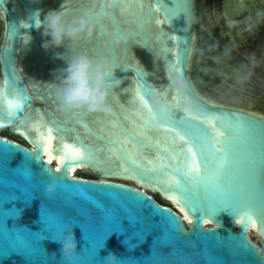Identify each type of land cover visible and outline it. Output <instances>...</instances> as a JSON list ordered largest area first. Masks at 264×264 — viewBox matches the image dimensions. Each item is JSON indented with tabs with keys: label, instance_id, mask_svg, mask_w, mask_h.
<instances>
[{
	"label": "water",
	"instance_id": "obj_1",
	"mask_svg": "<svg viewBox=\"0 0 264 264\" xmlns=\"http://www.w3.org/2000/svg\"><path fill=\"white\" fill-rule=\"evenodd\" d=\"M216 4L220 7L221 32L225 24L230 32L240 35L243 49L250 41L249 27L252 40L257 41L264 21V0H217ZM175 5L178 10L173 15ZM185 5L187 15L183 14ZM84 9L104 13L98 19L100 27L93 40L76 45L66 42L64 48L43 47L51 39L41 28L43 17L63 11L71 19ZM213 12V1L206 6L205 0H0V129L26 143L23 146L0 137V264H29L22 246L25 240L37 237L40 246L31 258L33 264H91L94 252H98V264H106L110 253L121 260L120 264H264L262 250L249 236L251 228L257 229L264 241L259 221L257 227L249 225L245 229L228 212L221 211L211 218L210 227L203 221L197 223L195 215L193 223L186 227L179 210L174 208L175 212L162 190H143L110 181L131 178L148 185L118 173L121 160L109 151L114 147L123 151L115 143L117 140L132 138L134 144H140L139 149L133 143L126 147L138 152L137 159L144 167L161 157L173 168L184 167L185 155L180 150L186 146L179 140L172 145L174 134L149 127L145 132L151 143L136 135L148 116L136 97L137 90L154 111L163 114L167 109L180 121L181 116L169 107L173 104L175 88L171 81L177 73L173 67L177 59L179 73L190 85L188 107L194 113L218 115L233 122L237 115L244 118V127L239 131L226 129L232 137L230 151L236 160L244 159L253 140H264V112L244 98L240 99L244 104H237V96L223 97V93L232 94L230 88L231 91L226 89L227 81L254 90L242 85L246 82L241 77L242 70L228 53V46L216 36ZM244 50L247 57L252 56ZM80 54L111 62V114L78 115L60 107L54 91L59 81L54 73L67 65L57 57L67 59ZM17 93L23 95L25 106L10 118L6 101L15 99ZM158 104L165 106L163 111ZM137 112H142L144 119ZM110 121L119 126L112 127ZM33 126H40L41 132L47 127L53 129L56 156L63 143H70L104 160L103 171L95 163L75 165L89 168L98 181L72 178L63 164L56 171L44 160L43 146L37 142ZM176 126L198 148L208 152L203 141L209 131L206 124L186 120ZM217 126H221L220 121ZM165 146L174 148L176 160L163 151ZM53 180L59 186L48 196L45 189ZM9 194H15L14 200L9 201ZM153 195L168 202L169 207L158 204ZM158 209L176 217L179 227H173ZM57 222L66 227L57 230L53 227ZM7 227L15 235L8 234ZM70 228L75 234L77 253L66 260L61 255L62 243L55 239ZM242 239L249 249L241 246ZM6 245L15 250L3 256Z\"/></svg>",
	"mask_w": 264,
	"mask_h": 264
},
{
	"label": "snow or ice",
	"instance_id": "obj_2",
	"mask_svg": "<svg viewBox=\"0 0 264 264\" xmlns=\"http://www.w3.org/2000/svg\"><path fill=\"white\" fill-rule=\"evenodd\" d=\"M177 10V5L172 7L173 15L176 14ZM103 14V11H101L95 15L99 19ZM183 14H188L187 5L184 6ZM179 65L180 60L177 59L176 65L173 66L176 72L181 71ZM136 97L143 109L148 113L147 119L144 120L141 130L136 135L143 137L145 142L151 143V138L147 137L145 132L149 127L162 129L166 133L174 134L170 143L175 145L176 141L179 140L186 146L180 150V153L185 155L186 162L183 168H173L171 164L166 163L161 157L156 163L149 161L148 164L150 166L144 167L137 159L138 152L126 147L127 144L133 143V139L129 138L125 141H115L119 148L123 149L122 152L115 147L109 149L114 155L119 156L121 160L118 166V173L147 183L156 190H162L167 199L180 206L181 211L184 212V219L189 224L193 223L192 215L196 216L197 223L200 221L210 223L211 218L216 217L221 211H225L233 216L235 222L240 224L242 228L246 229L249 225L257 227V221H259V226L264 229V140H253L244 159L238 161L230 151L232 137L226 133V129H233L234 131L242 129L245 123L244 118L237 115L235 122H233L218 115L196 114L188 107L191 104V100L182 97L175 90L172 96L173 104L169 105V107L181 116L180 121H176L175 117L167 109L163 114L154 111L139 90H137ZM6 102L10 118H15L25 106L24 97L20 93L16 94L15 99H7ZM136 115L144 119L142 112H137ZM186 120H195L208 126L209 131L203 136L205 146L208 148L207 153L204 152L203 148H198V145L181 128L176 126L177 123ZM217 121H220V127L217 126ZM110 123L112 127L119 126L116 121H110ZM33 127L38 135L37 142L43 146V151L46 154L49 153L55 140L53 129L47 127L46 131L41 132L40 126ZM133 147L139 149L141 145L133 143ZM157 147H160V145L157 144ZM163 151L169 153L172 160H176L177 153L174 148L165 146ZM111 159V157L107 158L109 161ZM84 162L95 163L100 170H104L105 161L101 160L90 150L74 147L70 143L62 144L60 163L67 166V171H75V165ZM168 169H171V171ZM59 170L58 168L57 171ZM141 173H151L153 176L150 177ZM110 174L117 173L110 171ZM161 175L163 178H161ZM190 191L192 192L191 196L188 194ZM14 195L9 194V201L14 200ZM137 196V199H139L138 193ZM157 211L162 217L167 218L173 227H179L177 218L170 212L163 209H158ZM53 227L59 230L62 227H66V225L57 222ZM6 230L8 234L15 235L8 227ZM39 242L40 237H37L25 240L22 246L27 253L26 258L29 260V264H33L31 258L38 252ZM241 246L249 249L248 243L243 241V239ZM14 250L11 246L6 245L3 256L9 255ZM97 255L98 252H94L90 256L91 264H98Z\"/></svg>",
	"mask_w": 264,
	"mask_h": 264
},
{
	"label": "clouds",
	"instance_id": "obj_3",
	"mask_svg": "<svg viewBox=\"0 0 264 264\" xmlns=\"http://www.w3.org/2000/svg\"><path fill=\"white\" fill-rule=\"evenodd\" d=\"M40 24L44 29V35L51 38L44 43L45 49L64 48L66 42H71L73 45L82 41L89 42L95 38L100 27V21L90 9L82 10L80 14L71 19L66 18L63 11L51 12L43 17ZM57 58L64 60L67 65L54 73L55 78L59 81L54 89L55 96L62 110L89 114H111L114 83L111 62L106 58L83 54L67 59L63 55H58ZM171 82L182 97L190 99V85L182 74L177 72ZM158 107L163 111L165 106L158 104ZM58 186V182L53 180L46 187L45 194L52 196ZM55 240H59L63 245L62 257L66 260L73 259L77 253V242L73 229L70 228L61 238ZM120 261L110 253L106 264H120Z\"/></svg>",
	"mask_w": 264,
	"mask_h": 264
},
{
	"label": "flooded vegetation",
	"instance_id": "obj_4",
	"mask_svg": "<svg viewBox=\"0 0 264 264\" xmlns=\"http://www.w3.org/2000/svg\"><path fill=\"white\" fill-rule=\"evenodd\" d=\"M211 1H213L214 3L213 19L215 20L216 36L228 46V48L231 50V51L229 50L228 53H232V55L230 56L233 57V59L236 61V65L239 68V70L240 69L242 70V71L240 70L242 75L241 77H243L246 80V82H242V85L248 86L250 87V89L252 88L254 91L248 90L243 87L242 88L236 87V88L240 91L239 93H241L246 97L243 98L249 101L248 104L250 105L252 104L255 106L256 104L251 103L250 102L251 98L247 97L244 94V92H246L248 95L260 96V98H263L264 101V78L255 69V66H258L260 64L257 62L258 64L256 63L257 65H254L252 62H249L248 58L244 53L245 52L244 49L249 50L250 51L249 54H251L252 56H259L260 58L264 59V21L260 25L257 41L252 40V37L250 36L251 29L247 27L248 28L247 31H249L247 34L250 41H248V44L245 46V48L242 49L240 47V40H239L240 35H235L234 33L230 32L229 29L226 28L225 24L222 25V27H224L223 32L220 31L221 30L220 29L221 22L219 21L220 7L217 6L216 4L217 0H205L206 6L209 5ZM223 34L225 35L224 37ZM231 37L234 39H232ZM241 54L244 55L247 60L244 57H242ZM203 90L210 93L212 92L208 88H203ZM257 108H260L264 112V106L258 105Z\"/></svg>",
	"mask_w": 264,
	"mask_h": 264
},
{
	"label": "bare ground",
	"instance_id": "obj_5",
	"mask_svg": "<svg viewBox=\"0 0 264 264\" xmlns=\"http://www.w3.org/2000/svg\"><path fill=\"white\" fill-rule=\"evenodd\" d=\"M0 46H1V44H0ZM241 56L242 57H244L245 59H246V57L244 56V55H242L241 54ZM247 60V59H246ZM226 89H228L229 91H231L232 90V94L231 95H229L228 93H223V97H227V96H229V97H235V96H237V101H235L237 104H244L245 102H243V101H240V99H242L243 97L244 98H246L244 95H242L241 93H238L237 92V86L235 85V84H233V83H230V82H228L227 81V84H226ZM1 88V87H0ZM231 90H230V89ZM244 94L245 95H248L246 92H244ZM248 97V96H247ZM0 98H1V96H0ZM226 99H228L229 101H230V99L229 98H226ZM257 106H258V104H256L255 105V107L257 108ZM1 132H4V130L3 129H0V133ZM56 142V140H54V142H53V147H52V149L50 150V152L49 153H45L44 151H43V156H44V160H46V162H48L49 163V161H51L49 164L57 171V169L59 168V169H61V166H62V164L60 163V154H58L57 156L54 154V148H55V143ZM40 144V143H39ZM29 148L31 149L32 147H30L29 146ZM61 147L59 148V150L58 151H60L61 152ZM53 157H55V158H53ZM89 168H85V169H83L82 167H75V171H71L70 172V174H71V177L72 178H76V179H81L80 177H78L77 176V173L79 172V171H83V172H86V171H90V170H88ZM60 171V170H59ZM58 171V172H59ZM124 179H126V178H124ZM84 180V179H83ZM104 180V179H103ZM106 181H109L108 179H105ZM113 180H116V179H111L110 181H113ZM123 181H125V180H123ZM126 181H129V182H132L133 184H135L137 187L139 186L140 188H142L143 190H146V188L148 187H150V188H152L153 189V187H151V186H149V185H143V184H140L139 182H137V181H135V180H132L131 178L130 179H126ZM114 182V181H113ZM155 193H156V190H155ZM172 204H173V209L174 208H177L178 210H179V214H180V216H181V218H182V220L184 221V224H185V226L186 227H188L190 224L188 223V221L187 220H185L184 219V212L183 211H181V208H180V206H178V205H176L175 203H173L172 202ZM175 210V209H174ZM175 212H178V211H176L175 210ZM212 224L211 223H204V226H206V227H210ZM249 236H250V238H251V240L253 241V237H255V238H257V240L262 244V246L264 247V241H263V239L261 238V236L259 235V233H258V231H257V229H253V228H251V231H250V233H249ZM254 242V241H253ZM256 245H258L257 243H255ZM260 248V247H259ZM263 254H264V251H263Z\"/></svg>",
	"mask_w": 264,
	"mask_h": 264
},
{
	"label": "rangeland",
	"instance_id": "obj_6",
	"mask_svg": "<svg viewBox=\"0 0 264 264\" xmlns=\"http://www.w3.org/2000/svg\"><path fill=\"white\" fill-rule=\"evenodd\" d=\"M247 57V56H246ZM249 62H252L254 65H257L258 63L260 65L258 66H255V69L256 71H258L264 78V59L260 58L259 56H250V57H247ZM259 58V59H258ZM258 62V63H257ZM257 63V64H256ZM248 97L251 98L250 102L251 103H255V104H258L259 106H264V101H263V98H260V96H257V95H246ZM8 136L9 139H13V140H16L17 142H20L22 145L26 146V143H24L23 141H21L19 138L15 137V136H12L9 134V132L7 131H4V132H1L0 133V136ZM77 176L78 177H82V178H89V177H95L97 178L96 176H94L93 174H91L89 171H86V172H83V171H79L77 173ZM98 179V178H97ZM114 182H119V183H123V184H127V185H130V186H134L136 187L135 184H133L132 182H129V181H123V180H113ZM153 197L156 199V201L160 202V203H163L165 205H168V202L162 200L158 195H153ZM173 207V206H172ZM253 241L254 243H257L258 246L260 247V249L262 250V252L264 251V247L262 246V244L257 240V238L253 237Z\"/></svg>",
	"mask_w": 264,
	"mask_h": 264
},
{
	"label": "trees",
	"instance_id": "obj_7",
	"mask_svg": "<svg viewBox=\"0 0 264 264\" xmlns=\"http://www.w3.org/2000/svg\"><path fill=\"white\" fill-rule=\"evenodd\" d=\"M1 138H4V139H9L7 136H0ZM9 140H11V141H13V142H16V143H19V142H17L16 140H13V139H9ZM20 144V143H19ZM22 145V144H21ZM24 146V145H23ZM81 179H84V180H90V181H98V179L97 178H95V177H89V178H82V177H80ZM158 202V201H157ZM158 204H160L161 206H165V207H169V206H167V205H165V204H163V203H160V202H158Z\"/></svg>",
	"mask_w": 264,
	"mask_h": 264
},
{
	"label": "built area",
	"instance_id": "obj_8",
	"mask_svg": "<svg viewBox=\"0 0 264 264\" xmlns=\"http://www.w3.org/2000/svg\"><path fill=\"white\" fill-rule=\"evenodd\" d=\"M10 141V140H9Z\"/></svg>",
	"mask_w": 264,
	"mask_h": 264
}]
</instances>
